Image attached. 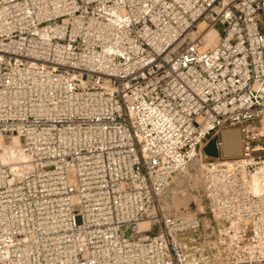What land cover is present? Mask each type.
I'll return each mask as SVG.
<instances>
[{"label":"built area","instance_id":"obj_1","mask_svg":"<svg viewBox=\"0 0 264 264\" xmlns=\"http://www.w3.org/2000/svg\"><path fill=\"white\" fill-rule=\"evenodd\" d=\"M0 264H264V0H0Z\"/></svg>","mask_w":264,"mask_h":264},{"label":"rangeland","instance_id":"obj_2","mask_svg":"<svg viewBox=\"0 0 264 264\" xmlns=\"http://www.w3.org/2000/svg\"><path fill=\"white\" fill-rule=\"evenodd\" d=\"M215 29L221 33L222 27L216 25ZM226 130L237 129L235 127L223 129L217 135L206 138L198 148V155L190 162L187 171L181 175L174 176L159 197L160 205L168 215L182 218L196 215L200 219L205 236L211 235L213 226L202 196L200 179L201 162L199 155L202 158L203 156H207L210 159H227L237 156L224 155L222 146L218 149L214 147L215 140L221 139V133Z\"/></svg>","mask_w":264,"mask_h":264},{"label":"bare ground","instance_id":"obj_3","mask_svg":"<svg viewBox=\"0 0 264 264\" xmlns=\"http://www.w3.org/2000/svg\"><path fill=\"white\" fill-rule=\"evenodd\" d=\"M204 29H205V25L203 23L199 24L198 31L202 32ZM204 35L208 47H212L216 44L218 40V35L214 30H207L204 32ZM221 142H222V150L224 155H238L240 153L239 134L237 130H226L222 132ZM17 146H18V141L16 138H14L12 140V145L8 148V151L9 152L13 151L12 149H14Z\"/></svg>","mask_w":264,"mask_h":264},{"label":"crops","instance_id":"obj_4","mask_svg":"<svg viewBox=\"0 0 264 264\" xmlns=\"http://www.w3.org/2000/svg\"><path fill=\"white\" fill-rule=\"evenodd\" d=\"M221 136H222V133H221ZM234 156V155H233Z\"/></svg>","mask_w":264,"mask_h":264}]
</instances>
